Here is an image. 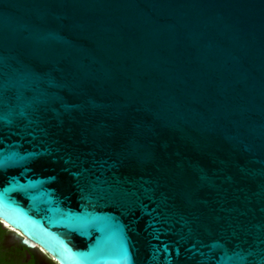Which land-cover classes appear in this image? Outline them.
I'll return each mask as SVG.
<instances>
[{"label":"water","instance_id":"1","mask_svg":"<svg viewBox=\"0 0 264 264\" xmlns=\"http://www.w3.org/2000/svg\"><path fill=\"white\" fill-rule=\"evenodd\" d=\"M0 221L58 264H264V0H0Z\"/></svg>","mask_w":264,"mask_h":264},{"label":"flooded vegetation","instance_id":"2","mask_svg":"<svg viewBox=\"0 0 264 264\" xmlns=\"http://www.w3.org/2000/svg\"><path fill=\"white\" fill-rule=\"evenodd\" d=\"M0 264L58 263L40 248L30 249L21 244L16 239L15 232L0 221Z\"/></svg>","mask_w":264,"mask_h":264},{"label":"trees","instance_id":"3","mask_svg":"<svg viewBox=\"0 0 264 264\" xmlns=\"http://www.w3.org/2000/svg\"><path fill=\"white\" fill-rule=\"evenodd\" d=\"M5 231L3 230V233H4Z\"/></svg>","mask_w":264,"mask_h":264}]
</instances>
